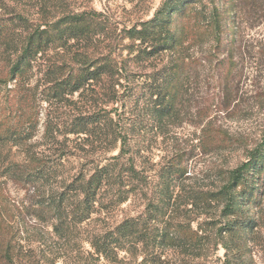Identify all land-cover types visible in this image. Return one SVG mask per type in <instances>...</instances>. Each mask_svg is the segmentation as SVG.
Wrapping results in <instances>:
<instances>
[{
    "label": "trees",
    "instance_id": "1",
    "mask_svg": "<svg viewBox=\"0 0 264 264\" xmlns=\"http://www.w3.org/2000/svg\"><path fill=\"white\" fill-rule=\"evenodd\" d=\"M247 1L164 0L112 34L77 0H0V264H256L264 141L208 189L187 152L153 156L190 119L203 69L239 78ZM133 201L137 216L91 227Z\"/></svg>",
    "mask_w": 264,
    "mask_h": 264
},
{
    "label": "rangeland",
    "instance_id": "2",
    "mask_svg": "<svg viewBox=\"0 0 264 264\" xmlns=\"http://www.w3.org/2000/svg\"><path fill=\"white\" fill-rule=\"evenodd\" d=\"M163 1L77 0L80 7L106 14L112 20L109 25L115 30L112 34H120L118 27L122 30L126 24L149 20ZM243 9L245 12L236 23L240 34L235 49L240 63L239 78L235 84L223 86L216 73L210 72H217L214 65L203 69L201 79L192 86L190 119L174 127L167 136H159L154 144L155 162L172 156L177 149L187 152L189 175L195 179L196 186L203 189L221 182L220 174L243 163L248 149L264 141V0H248ZM205 51L206 47L199 49L195 57L204 58ZM229 94L232 96L227 99ZM200 111L206 115L203 121L198 115ZM205 127L208 132L221 131L227 145L205 143L207 134L202 132ZM13 196L21 198L23 195L13 191ZM143 209L139 202H129L109 216L95 217L91 227L97 229L104 221L117 224L124 218L137 216ZM261 235L264 238V225ZM220 256H223L222 251ZM256 264H264V239L256 249Z\"/></svg>",
    "mask_w": 264,
    "mask_h": 264
}]
</instances>
